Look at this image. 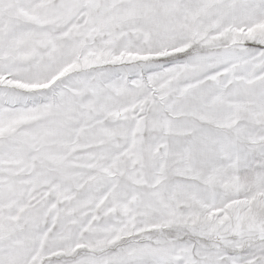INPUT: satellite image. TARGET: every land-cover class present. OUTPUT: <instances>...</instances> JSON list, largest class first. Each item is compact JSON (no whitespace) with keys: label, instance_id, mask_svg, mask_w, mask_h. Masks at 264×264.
Returning <instances> with one entry per match:
<instances>
[{"label":"snow or ice","instance_id":"snow-or-ice-1","mask_svg":"<svg viewBox=\"0 0 264 264\" xmlns=\"http://www.w3.org/2000/svg\"><path fill=\"white\" fill-rule=\"evenodd\" d=\"M0 264H264V0H0Z\"/></svg>","mask_w":264,"mask_h":264}]
</instances>
